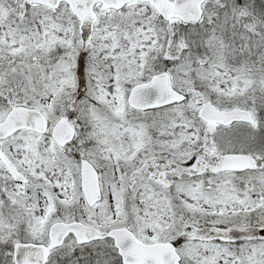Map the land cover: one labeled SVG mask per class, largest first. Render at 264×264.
Returning <instances> with one entry per match:
<instances>
[{"label": "snow or ice", "instance_id": "1", "mask_svg": "<svg viewBox=\"0 0 264 264\" xmlns=\"http://www.w3.org/2000/svg\"><path fill=\"white\" fill-rule=\"evenodd\" d=\"M0 264H264V0H0Z\"/></svg>", "mask_w": 264, "mask_h": 264}]
</instances>
